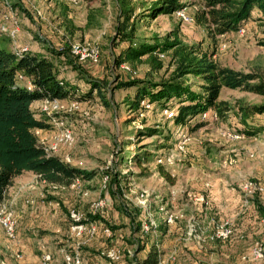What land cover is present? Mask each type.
<instances>
[{"label":"rangeland","instance_id":"374dc122","mask_svg":"<svg viewBox=\"0 0 264 264\" xmlns=\"http://www.w3.org/2000/svg\"><path fill=\"white\" fill-rule=\"evenodd\" d=\"M8 1L9 5L4 0L0 3L6 12L11 9L26 40L31 42L30 47L36 44L51 57L59 77L71 84L77 94L88 91L85 79L96 80L101 83L100 92L104 97L92 91L88 100L80 101L70 114H57L74 138L71 144L60 146L56 155L68 158L74 166L92 170L91 179H76L63 186L46 184L29 174L28 178L13 182L7 188L0 208L13 215L15 238L7 236L0 220V264H42L41 256L46 253L51 257L49 264H74L66 260L74 256L81 264H116L121 259L119 264H138L151 244L156 243L161 256L166 258L174 238L185 242L179 237L184 238L190 216L197 222L202 220L204 223L199 225L204 228L211 216L227 220L217 218L219 208L226 213L247 211L246 206L254 207V200L264 201V190L249 194L243 189L249 181L264 188V156L259 161L252 157L254 164L247 169L239 166L244 156L241 151L245 146L264 143V131L234 137L232 134L239 127L234 111H227L220 118L214 116V109H209L201 117L206 123L189 130V127L174 125L169 110L160 111L155 103L144 100L139 110L129 109L126 100L133 96V88L117 87V79L158 80L167 78L172 67L166 55L162 57L165 64L160 70L153 71L143 63L114 66L113 58L123 44L114 40L118 12L113 0L76 4L67 0H20L24 9ZM90 6L97 11H93L91 24L86 26ZM194 10V6L184 8L191 16ZM174 28H178L184 42L211 51L213 59L221 65L241 71H264V47L258 44L262 27L256 21L249 20L242 32L211 38L201 26L194 22L182 23L174 14L138 18L136 41L152 42L154 37L162 40ZM73 41L84 44L88 50L95 49L96 61L72 57L69 43ZM47 47L54 51L50 53ZM202 83L199 77L183 78V84L196 92L201 90ZM219 99L233 105L237 100L244 104L257 103L261 97L222 88ZM31 109L40 116L39 105H32ZM254 118L264 120V116ZM145 128H156L160 134L141 133ZM53 134L51 129L44 130V134L39 129L36 132L38 141L45 146L52 144ZM234 148H238V154L229 150ZM144 150L155 154L154 161L138 167L130 156ZM156 164L164 166L173 184L159 175ZM244 169L247 172L243 174ZM71 212L78 219H73ZM168 215H172L171 222L166 221ZM150 218L154 227L148 232L140 231L141 224ZM255 221L261 222L260 218ZM158 226H163L167 233H160ZM170 229L174 231L168 232ZM245 232L242 238L232 242L208 244L214 245L217 252L208 246L200 252L182 248L186 250L184 254H173V259L164 264H242V261L243 264H264V230ZM256 241L263 247L259 260L248 256ZM221 244L223 248L219 247ZM110 249L118 250V260L106 257ZM17 252L20 258L15 256Z\"/></svg>","mask_w":264,"mask_h":264},{"label":"trees","instance_id":"16d2710c","mask_svg":"<svg viewBox=\"0 0 264 264\" xmlns=\"http://www.w3.org/2000/svg\"><path fill=\"white\" fill-rule=\"evenodd\" d=\"M89 1L91 0H78L79 3ZM113 1L118 12L114 40L117 44H123L113 58L114 66L143 63L153 71L160 70L165 64L158 56L162 54L163 57L167 56V63L172 67L167 78L160 77L158 80L136 77L124 81L117 79V87L133 88V96L126 100L129 109L139 110L140 103L144 100L155 103L160 111L172 112L170 119L174 125L189 127V130L206 123L201 115L209 109H214L215 116L220 118H224L227 111H234L239 123V127L235 129L237 134L253 136L264 129V124L256 122L258 120L254 118L264 113V71H241L221 65L213 59L211 51L203 50L200 45L184 42L178 28L166 33L162 40L154 37L152 42H138L135 36L138 18L168 16L187 6H194L193 22L201 26L209 37L238 31L249 20H253L262 27L258 44L264 47V0ZM93 11H97L96 8H89L86 26L91 24ZM252 11H256V14L252 15ZM67 22L71 23L70 20ZM9 41L6 35L0 34V202L5 198L13 178L25 171L36 174L46 184L63 186L76 179H91L94 176L92 170L74 166L57 155L44 151L34 131L48 130L52 125L48 116L42 112L40 116H36L31 103L42 99L80 102L88 100L92 91L99 97H104L100 92L101 83L93 79H85L89 84L88 91L77 94L71 84L59 77L48 54L29 51L17 54L9 48ZM46 49L50 53L54 51L48 47ZM19 74L23 77L22 81L17 79ZM188 75L199 77L203 81L200 91H193L183 84V78ZM222 88L252 93L261 97V100L245 104L237 100L230 105L219 99ZM104 103L108 105L106 101ZM193 119L196 120L189 124ZM159 131L156 128L140 130L146 135L160 134ZM130 158L135 165L141 167L153 162L155 154L144 150L134 153ZM156 169L161 177L173 184L164 166L156 164ZM254 201L258 215L264 218V206L261 201ZM158 229L160 233L166 234L163 226H158ZM160 252L151 244L138 264H159Z\"/></svg>","mask_w":264,"mask_h":264},{"label":"built area","instance_id":"2783aa9c","mask_svg":"<svg viewBox=\"0 0 264 264\" xmlns=\"http://www.w3.org/2000/svg\"><path fill=\"white\" fill-rule=\"evenodd\" d=\"M71 4H76L79 3L78 0H67ZM4 4L9 5V1L4 0ZM9 11L6 15V19L10 21V25L6 26L5 24L0 25V34L6 35L10 43L13 47V50L15 53H20L24 51H28V46L22 45L17 47L16 45V35L17 32L19 31V24L17 22L16 17L14 14L11 13V9L8 8ZM182 23H193V16L188 15L186 12H184V8L180 9L178 11H175L173 13ZM238 31L242 32L243 28L239 29ZM69 54L72 57H76L78 60H85V59H90L93 62L96 61L97 59V51L95 49L93 50H88V48L83 44L73 41L69 43ZM160 58L163 57L162 54H158ZM133 75L135 74V71L131 72ZM17 79L19 81L23 80V77L19 74L17 75ZM79 102L77 101H69V100H59V99H42L40 100V112H42L44 115L48 116L49 118V123L52 125L51 130H54L53 134V140L52 144L49 146H45L44 143L39 142V145L44 149V151L47 154L50 155H56V152L58 151L60 146H66L69 145L73 142V134L71 130L68 128H65L63 125V120L59 119L57 117V114H70L73 112V110H76L78 108ZM166 111V110H165ZM168 111V110H167ZM169 116L172 115V112L169 110ZM206 112L201 115L203 118L205 116ZM215 116V114H214ZM35 134L37 132V129L34 131ZM234 137H237V133L232 134ZM65 162L70 163L68 158L64 157L62 159ZM71 164V163H70ZM243 189L245 192L252 194L254 192L262 193L264 188L263 186L249 181L244 184ZM162 209V207H160ZM71 217L73 219H78V217L71 212ZM0 220L1 223L5 229V232L7 236L11 239L15 238V219L11 212H5L2 208H0ZM172 220V215H168L166 217V221L171 222ZM189 220H191L190 224L188 225V228L185 232L184 238H182L185 242H192L195 247L197 248H204L206 244L214 242V241H225L228 240L234 233L233 227L231 223L227 220L221 221L219 219L214 218L213 216L209 217L207 224V227H202L200 226V220L198 222L196 221V218L193 216L189 217ZM200 224V225H199ZM155 223L154 221L150 218L148 222L142 223L140 226V231L142 232H148V230H151L152 227H154ZM74 228L78 229V226H74ZM80 229V228H79ZM209 230V231H208ZM242 235H238V238H242ZM155 247L160 251L159 249V244L156 243ZM129 256H131L130 252L128 251ZM173 253L168 254V256L165 258L161 256V252L159 254V264H164L165 262H169L170 260L173 259ZM263 255V247L261 243L259 242H254L252 246L250 247L248 256H250L251 259L253 260H259L261 259ZM16 257L20 258L21 254L16 253ZM120 254L118 253L117 249H110L106 252V257H108L110 260H118L120 257ZM246 256H243L245 258ZM51 260V257L48 253L43 254L41 256V262L42 264H49ZM67 261H72L74 264H81L80 260L78 259L77 256L72 257H66ZM211 264H216V263H211Z\"/></svg>","mask_w":264,"mask_h":264},{"label":"crops","instance_id":"0c3cea01","mask_svg":"<svg viewBox=\"0 0 264 264\" xmlns=\"http://www.w3.org/2000/svg\"><path fill=\"white\" fill-rule=\"evenodd\" d=\"M11 2H14L15 5L16 4L17 5H20V7L22 9H24V7L22 6V4L20 3V0H11ZM7 13L8 12H6V9L0 3V25L1 24H5L6 26H9L10 25V21L8 19H6ZM254 13L256 14V11H254ZM29 42L30 41H27L26 40V36H25L24 32L22 30H20V27H19V31L17 32V35H16V45H17V47L26 44L28 46V51L29 52L45 54L44 51L41 50V48H38V47L35 46L36 44H31L32 46L34 45V47L31 48ZM8 46H9V48H12L13 49V47H12V45H11L10 42L8 43ZM43 49H44V47H43ZM39 104H40V100L34 101V102L31 103V107H32V105H39ZM256 116L257 117H262V116H264V113L261 114V115H256ZM257 120L258 121H256V122L263 123L264 124V120H261V118H258ZM39 131H41V133L44 134V130H39ZM263 131H264V129L262 130V132ZM258 134L259 133H257L256 135H258ZM263 144L264 143L259 142V143L254 144V146H252V147L245 146L244 151L243 152L241 151V153L244 154V156L242 158L243 159V162L240 163L239 166L241 165L245 169H247L248 167H250L251 165L254 164L253 158H255L256 161H259L257 159L258 158L260 159L262 156H264V145ZM229 150H234V151H236L237 154L239 153L238 148L229 149ZM236 167H234V168H236ZM245 169H244L243 174L247 172V170H245ZM24 173H25V175H24ZM29 174L32 177H35V176L37 177L36 174H34L32 172H29V171H25L22 174L14 177L11 184H13V182L20 181L23 178H28L26 176H29ZM233 175H234L233 176L234 179H237V177L235 176V173H233ZM244 203H246V202H244ZM261 203L264 205V201H262ZM246 207H248L247 211L242 210L240 212H230V213H226L225 210H223L221 208L218 209L219 213L217 214V218H225V219H227L231 223V225L233 227V231H234L233 235L228 240H226L225 242H232L233 240H235L236 238H238V235H242L243 236L242 233L243 232L246 233L245 231H247V232L248 231H251V233H257V232H261L262 230H264V227H261V224L264 223V218L258 217L257 211L255 210L254 207H251V205H248ZM256 218H260V220H261L262 223L260 221L256 222L255 221ZM202 219H205V216ZM235 219H236V222H234ZM200 221H201L200 223H204V222H202V220H200ZM171 231H174V230L173 229L168 230V232H171ZM239 233H241V234H239ZM179 235H182V233L180 232ZM179 238L182 239L181 237H179ZM177 239H178V237L177 238H174L172 240V242L169 243L168 253H173L174 255L175 254L177 255L179 253L184 254L186 252V250H182V248H186L187 250L190 249L191 251L192 250H195L197 252H200L202 249H205L206 246H208V248H212L213 247L212 249H215L214 248V245L211 246V247H209L208 244H210V243L206 244V246L204 248H197V247L194 246V244H191V242H188V241L181 242V241H178ZM211 243H213V242H211ZM223 243H224V241H223ZM219 247L220 248H223L224 247V244H221ZM212 251L217 252L216 249L215 250H212ZM121 260H119L118 262H116V264L121 263L123 261V260L122 261ZM240 263L243 264V261L240 262Z\"/></svg>","mask_w":264,"mask_h":264}]
</instances>
